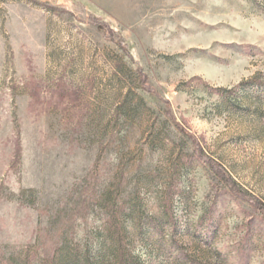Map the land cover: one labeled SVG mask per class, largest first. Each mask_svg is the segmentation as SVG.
<instances>
[{
    "label": "rangeland",
    "instance_id": "1",
    "mask_svg": "<svg viewBox=\"0 0 264 264\" xmlns=\"http://www.w3.org/2000/svg\"><path fill=\"white\" fill-rule=\"evenodd\" d=\"M258 74L264 0H0V264H264Z\"/></svg>",
    "mask_w": 264,
    "mask_h": 264
},
{
    "label": "trees",
    "instance_id": "2",
    "mask_svg": "<svg viewBox=\"0 0 264 264\" xmlns=\"http://www.w3.org/2000/svg\"><path fill=\"white\" fill-rule=\"evenodd\" d=\"M51 10L55 12H61L59 8L51 7ZM101 29H104V26L98 24ZM110 37L111 39L119 44L122 48H124L122 40L120 39L119 35L113 31H110ZM200 80V79H198ZM239 88V91L246 88H257L258 90H264V75L258 74L248 80L242 81L239 83L238 86H236L233 89H226V88H216L215 92L217 94L223 95L226 93H233ZM53 93L56 94L58 98V102L61 104V102H64L66 100H70L72 102H76L79 99V90H72V88L67 87V85L64 82H58L56 88L53 90ZM259 99H261L259 97ZM262 117L264 118V110H262ZM178 125V124H177ZM178 127H180L178 125ZM201 151V150H200ZM197 150V153L200 152ZM199 159L203 158V154L198 153ZM208 163L211 165L213 170L220 176L222 180H224L227 185L230 187L231 192L235 196H244L242 193V189H240L239 184L228 174V172L223 168L222 165L215 164V162L211 159L208 161ZM255 205L258 209H260L264 213V204L260 200H255ZM61 248H57V250H60ZM55 253L51 257V260L47 262V264H56L55 259ZM117 264H137L138 262L135 260V257L130 252H126L122 245L119 246V254L117 256ZM5 264H12L11 261H5Z\"/></svg>",
    "mask_w": 264,
    "mask_h": 264
}]
</instances>
